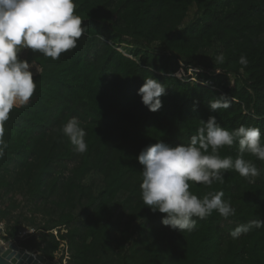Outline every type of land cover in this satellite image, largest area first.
Wrapping results in <instances>:
<instances>
[{"label":"trees","instance_id":"obj_1","mask_svg":"<svg viewBox=\"0 0 264 264\" xmlns=\"http://www.w3.org/2000/svg\"><path fill=\"white\" fill-rule=\"evenodd\" d=\"M74 3L87 26L77 46L55 61L26 51L25 60L40 72L29 104L14 108L5 123L4 235L15 239L21 227L32 229L19 247L49 262L63 242L67 264H264V227L230 235L239 225L264 220V162L245 155L261 170L254 182L234 170L224 173L222 184L190 182L199 198L222 191L236 214L194 217L196 227L180 232L143 204L136 160L159 141L187 145L210 116L229 131L258 127L264 141V0ZM191 8L194 16L185 22ZM121 45L130 47L129 57L117 51ZM208 51L212 55L201 59ZM146 77L166 88L154 113L137 95ZM220 97L231 107L211 111L209 102ZM72 118L85 131L82 154L62 133ZM237 153L235 142L219 152L233 159ZM92 175L100 177L98 187L85 185Z\"/></svg>","mask_w":264,"mask_h":264},{"label":"clouds","instance_id":"obj_2","mask_svg":"<svg viewBox=\"0 0 264 264\" xmlns=\"http://www.w3.org/2000/svg\"><path fill=\"white\" fill-rule=\"evenodd\" d=\"M74 0H0V158L5 155L8 144L5 140V123L10 112L17 107H26L35 90L32 65L20 58L22 50L39 52L45 57L58 60L77 46L87 26L75 14ZM222 61L223 57H219ZM239 63L247 66L248 60L241 56ZM166 88L157 80L146 77L137 95L150 112L162 107L161 97ZM230 100L215 98L209 102L211 111L228 109ZM201 127L187 145L172 147L162 141L150 144L136 157L142 166L140 172V198L153 213L163 214L162 225L180 232H191L196 219H204L214 211L228 218L236 214L230 201L223 199L222 191H209L202 198L189 189L190 182L211 187L224 182V173L234 170L242 178L254 182L261 170L245 158L254 156L264 162V141L258 127L240 126L234 130L222 128L215 116L200 121ZM63 135L77 153L87 151L85 131L76 118L68 120L62 129ZM238 143L235 159L221 157L225 147ZM252 227H264V220L254 219L237 226L230 235L239 238Z\"/></svg>","mask_w":264,"mask_h":264},{"label":"rangeland","instance_id":"obj_3","mask_svg":"<svg viewBox=\"0 0 264 264\" xmlns=\"http://www.w3.org/2000/svg\"><path fill=\"white\" fill-rule=\"evenodd\" d=\"M194 13H195V8H191L190 11H189V13H188V16H187L185 22L191 20L193 18V16H194ZM129 48L130 47H125V46L121 45V46L118 47V51H120L125 56L129 57V55H128V49ZM26 51H27V49L22 50L21 53L19 54L21 59H24L25 60V58H26ZM216 51L219 53L218 50H216ZM211 55H212V52L211 51H208V52L202 54L200 58L203 59V60H206ZM30 64L32 65V71L34 72V75L40 72V69H39V67L37 65H35L34 63H30ZM84 183L87 186L98 187L101 184V179H100V177H97L95 175H92V176H88L84 180ZM6 228H7V226L4 223V229L6 230ZM57 232H58L57 230H54L53 231V234H54L55 237H58ZM32 233H33L32 232V229L23 226V227L20 228V230H19V232H18V234H17V236H16L15 239H10L6 235L3 238V242H10L11 244L19 247V244L22 243V242H24L28 237H30V235ZM63 233H64V228H62L60 230V234H63ZM20 249H22V248H20ZM29 252H31V253H33L35 255H40V253H38L35 250H31ZM68 260H69V255L67 253L66 245L63 242H60L59 250H58L57 253L54 254V260L51 261L50 263L51 264H67ZM45 261H47V260L45 259Z\"/></svg>","mask_w":264,"mask_h":264},{"label":"water","instance_id":"obj_4","mask_svg":"<svg viewBox=\"0 0 264 264\" xmlns=\"http://www.w3.org/2000/svg\"><path fill=\"white\" fill-rule=\"evenodd\" d=\"M0 264H51L41 255H35L24 249L0 241Z\"/></svg>","mask_w":264,"mask_h":264},{"label":"built area","instance_id":"obj_5","mask_svg":"<svg viewBox=\"0 0 264 264\" xmlns=\"http://www.w3.org/2000/svg\"><path fill=\"white\" fill-rule=\"evenodd\" d=\"M118 51V49H117ZM120 52V51H118ZM121 53V52H120ZM124 55V54H123ZM4 223L2 222V220L0 219V241L3 242V238L5 237L4 235Z\"/></svg>","mask_w":264,"mask_h":264}]
</instances>
